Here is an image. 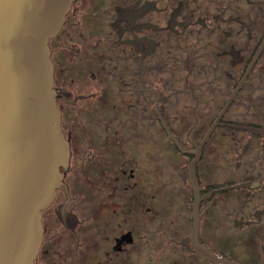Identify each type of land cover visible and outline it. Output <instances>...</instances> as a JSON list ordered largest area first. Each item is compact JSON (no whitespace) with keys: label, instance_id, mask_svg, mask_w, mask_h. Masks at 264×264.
<instances>
[{"label":"flooded vegetation","instance_id":"1","mask_svg":"<svg viewBox=\"0 0 264 264\" xmlns=\"http://www.w3.org/2000/svg\"><path fill=\"white\" fill-rule=\"evenodd\" d=\"M48 45L69 160L34 263L264 264V0H71Z\"/></svg>","mask_w":264,"mask_h":264},{"label":"water","instance_id":"2","mask_svg":"<svg viewBox=\"0 0 264 264\" xmlns=\"http://www.w3.org/2000/svg\"><path fill=\"white\" fill-rule=\"evenodd\" d=\"M70 4L0 0V264H35L41 211L68 166L48 43Z\"/></svg>","mask_w":264,"mask_h":264}]
</instances>
